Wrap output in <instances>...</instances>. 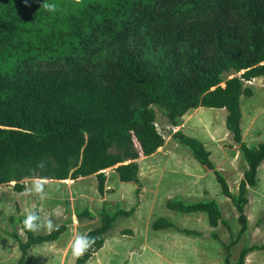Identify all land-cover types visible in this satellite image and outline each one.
Listing matches in <instances>:
<instances>
[{"label":"trees","instance_id":"16d2710c","mask_svg":"<svg viewBox=\"0 0 264 264\" xmlns=\"http://www.w3.org/2000/svg\"><path fill=\"white\" fill-rule=\"evenodd\" d=\"M0 61L12 62L0 69V185L14 183L21 192L27 179L94 175L103 196L106 169L121 182H137L138 159L163 147L154 105L174 126L190 110L225 109L247 165L237 194L201 141L181 131L174 138L214 170L238 212L237 237L222 243L224 264H244L250 252L264 250V244L244 247L232 261V247L247 230L248 187L264 161V142L243 141L240 109L241 96L251 95L244 82L264 76V0H0ZM230 72L239 75L224 80ZM166 207L205 213L216 240V228L228 225L214 199L173 198ZM133 211L104 203L100 224L86 233L94 243L75 264H87L115 221ZM75 215L79 221L95 217L87 208ZM173 227L164 217L153 223L155 230ZM54 229L38 234L24 228L17 264L27 263L31 248L57 241L67 226Z\"/></svg>","mask_w":264,"mask_h":264},{"label":"rangeland","instance_id":"374dc122","mask_svg":"<svg viewBox=\"0 0 264 264\" xmlns=\"http://www.w3.org/2000/svg\"><path fill=\"white\" fill-rule=\"evenodd\" d=\"M11 65V61H0V69ZM237 75L226 73L223 79ZM244 85L249 87L251 95L240 98L242 135L247 145L254 146L264 142V76ZM153 108L156 127L165 143L151 156L138 159L137 182H121L115 170L109 168L105 170L107 182L103 196L97 191L94 175L77 180H44L43 198L25 191L34 178L23 182L21 192L14 189V183L0 185V264H17L21 257L18 239H27L21 217L36 209L41 223L51 219L53 225L66 224L67 230L57 241L31 248L26 264H75L72 241L77 233L86 235L100 224L99 211L104 203L110 210L134 208V211L131 216L115 221L103 248L87 264H224L222 243L237 237L241 228L238 212L222 194L214 170L200 164L174 134L181 131L201 141L210 152L215 169L225 177L232 193L237 194L247 165L226 126L227 111L199 107L174 126L163 109L155 105ZM256 177V184L247 191V230L232 247V261H236L242 248L264 244V161ZM180 197L189 202L214 199L219 203L228 224L216 228L220 240L210 236L212 228L205 213L182 214L166 207L169 199ZM85 208L94 213L93 220L77 219L75 213ZM160 217L167 218L175 227L155 230L153 223ZM126 230L130 232L124 233ZM182 230L196 234H184ZM48 232L46 227L37 229L38 234ZM244 264H264V250L250 252Z\"/></svg>","mask_w":264,"mask_h":264},{"label":"clouds","instance_id":"9594fccd","mask_svg":"<svg viewBox=\"0 0 264 264\" xmlns=\"http://www.w3.org/2000/svg\"><path fill=\"white\" fill-rule=\"evenodd\" d=\"M49 7V6H46ZM38 168H43V163L37 165ZM45 182L43 179L34 178L31 186L26 188V192L34 193L38 197L43 198L45 195ZM23 226L28 231H36L41 227H46L48 230H55L52 220L49 219L41 223L40 216L36 210H28L23 217ZM94 243V238L77 233L71 244V254L75 258L81 257L89 247Z\"/></svg>","mask_w":264,"mask_h":264},{"label":"crops","instance_id":"0c3cea01","mask_svg":"<svg viewBox=\"0 0 264 264\" xmlns=\"http://www.w3.org/2000/svg\"><path fill=\"white\" fill-rule=\"evenodd\" d=\"M197 109H199V108H196V109H193V110H197ZM190 111H192V110H190ZM190 111H189V112H190ZM189 112H188V113H189ZM197 140H198V139H197ZM209 153H210V152H209Z\"/></svg>","mask_w":264,"mask_h":264}]
</instances>
